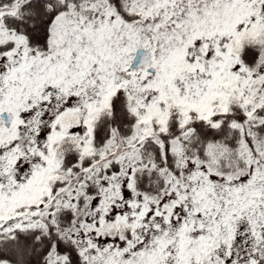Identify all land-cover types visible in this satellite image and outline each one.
<instances>
[{
    "label": "snow or ice",
    "instance_id": "obj_1",
    "mask_svg": "<svg viewBox=\"0 0 264 264\" xmlns=\"http://www.w3.org/2000/svg\"><path fill=\"white\" fill-rule=\"evenodd\" d=\"M0 264H264V0H0Z\"/></svg>",
    "mask_w": 264,
    "mask_h": 264
}]
</instances>
